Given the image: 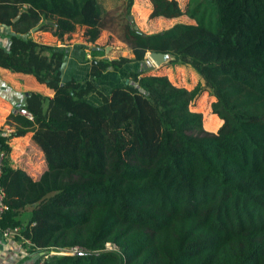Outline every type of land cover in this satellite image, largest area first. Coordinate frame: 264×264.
Instances as JSON below:
<instances>
[{
    "label": "trees",
    "instance_id": "trees-1",
    "mask_svg": "<svg viewBox=\"0 0 264 264\" xmlns=\"http://www.w3.org/2000/svg\"><path fill=\"white\" fill-rule=\"evenodd\" d=\"M150 2L149 17L194 21L148 33L123 23L132 57H98L99 46L89 78L63 80L66 49L31 29L65 40L83 26L95 42L99 0H0V23L12 28L0 66L53 90L28 91L20 106L32 117L17 110L13 129L0 127V232L18 227L26 257L40 254L30 264H264V0ZM151 50L192 67L199 82L188 89L139 68L108 92L96 83ZM204 91L215 115L203 120L191 102ZM216 116V131L205 130ZM27 131L46 161L37 179L11 164L9 140Z\"/></svg>",
    "mask_w": 264,
    "mask_h": 264
},
{
    "label": "crops",
    "instance_id": "crops-1",
    "mask_svg": "<svg viewBox=\"0 0 264 264\" xmlns=\"http://www.w3.org/2000/svg\"><path fill=\"white\" fill-rule=\"evenodd\" d=\"M179 2L185 3L186 0H179ZM147 6V10L150 11V0H148ZM193 21L194 20L192 19L190 22ZM83 29V26H78L71 33L70 37L65 40L57 39L56 36L48 30L38 29L37 27L34 30L31 29V36L34 39L45 43L56 44L59 47H64L66 49L67 54L61 66V76L63 80L70 77L80 80L89 78L90 58L89 53L85 48V43L91 42L86 41L83 36ZM11 32V26L0 23V42L3 45L8 44L9 34ZM104 35H106L104 32L100 33V36L96 41L100 42L99 40ZM104 49L107 50L108 46L104 45ZM126 55L132 57V50L130 51L129 49ZM111 57L117 56L111 55L110 58ZM137 67V61H132L126 63L124 67L118 70L107 69L96 79V83L102 90L108 92L113 85L123 83L128 74L131 71L138 69ZM158 67L159 66H156L155 68ZM30 90H35L48 96L53 93L51 88L47 87L44 83L39 82L32 74L12 71L6 67L0 66V127L6 129L10 127L9 130L13 129L14 122L12 121L10 125L9 122H7V119L10 117L11 113L17 111L18 107L25 102L26 95ZM88 99L94 103L100 102V97L96 93H90ZM9 143L11 146V164L14 167L24 169L34 179L39 178L42 172L46 169V161L41 147L32 138V131H27L22 135L12 136ZM28 210L29 208L27 207L25 209L27 215ZM14 240V238L6 237L0 232V264H15L17 262V260L13 262V258H17L19 255V251L16 249L18 244L15 242L16 240Z\"/></svg>",
    "mask_w": 264,
    "mask_h": 264
},
{
    "label": "rangeland",
    "instance_id": "rangeland-1",
    "mask_svg": "<svg viewBox=\"0 0 264 264\" xmlns=\"http://www.w3.org/2000/svg\"><path fill=\"white\" fill-rule=\"evenodd\" d=\"M102 10H103V27L104 29L101 31L104 32L106 35H104L98 42H91V43H85V48L87 49V52L89 53V58L92 57L91 55V49H95L96 47L101 46L102 52L98 54L97 56H110L111 55H126L128 53V50L130 48V45L126 40H123V23H132L137 25L135 28H138L142 32H155L161 29H164L176 21H188L192 20L187 14H182L173 18H167L163 16H157V17H149V12L147 10L148 8V0H133V4L130 10V15H132V18L128 19L126 17L125 12V4L126 0H99ZM121 14L123 15L121 17ZM104 45L108 46V49H104ZM107 56V57H108ZM127 56V55H126ZM112 58V57H111ZM145 58H149L148 53L146 54ZM170 55L166 58L164 62H162L160 65H156L154 61L151 60V64H148L146 67H143V61L137 62L138 69L144 68L149 70V72L158 71L160 74H165L168 76V78L176 85L185 86L188 89H191L199 82V75L198 73L191 68L188 65H183L179 63H170L169 59ZM156 66H159L158 68H155ZM155 68V69H154ZM214 99L213 96H211L207 91L202 92L196 99H194L191 102V108L196 111H200L203 116V120L208 115H215L213 112H211L210 103ZM217 117V116H216ZM218 118V117H217ZM219 119V118H218ZM219 123L215 126L209 127L205 122L203 123L205 130L207 131H216L218 126L220 125L221 121L218 120ZM27 211H24L22 214V217L26 219ZM15 241V240H14ZM18 245L16 246V249L19 251V255L17 258H13V262L17 260L15 264H30L33 263V259L39 258L40 254H35L33 256L26 257V251L25 248H23L19 241H15ZM106 246L108 248H113L115 245L111 242H107ZM53 250L52 252H54ZM58 251V250H57ZM56 252V251H55ZM25 256V257H24ZM41 258H39L40 261ZM22 260V261H21Z\"/></svg>",
    "mask_w": 264,
    "mask_h": 264
},
{
    "label": "built area",
    "instance_id": "built-area-1",
    "mask_svg": "<svg viewBox=\"0 0 264 264\" xmlns=\"http://www.w3.org/2000/svg\"><path fill=\"white\" fill-rule=\"evenodd\" d=\"M18 111L28 117H32L31 113L22 106L18 107ZM8 130L10 129V127L7 128ZM2 156H3V152L2 150H0V170H1V162H2ZM6 208V204L4 203V190L2 188V186H0V215L3 212V210ZM18 230V227H14V228H7L5 229V231L2 232V234L6 237H12L15 234V232ZM79 250L78 246H73L70 248H66L64 250H58L59 252H69V253H73V252H77ZM53 250L45 253L44 255L47 256L49 253H53ZM56 251V252H58ZM55 252V251H54ZM41 263V262H40Z\"/></svg>",
    "mask_w": 264,
    "mask_h": 264
},
{
    "label": "water",
    "instance_id": "water-1",
    "mask_svg": "<svg viewBox=\"0 0 264 264\" xmlns=\"http://www.w3.org/2000/svg\"><path fill=\"white\" fill-rule=\"evenodd\" d=\"M129 18H132V15H129ZM136 27V25H135ZM36 29V27H33L32 30ZM148 55L150 57V59H152V61H154V63L156 65H160L162 62H164L166 60V58L168 57L169 53L167 52H162V51H154L151 50L148 52ZM149 58H145L143 60V67H146L148 64H151V60ZM24 102V100H23Z\"/></svg>",
    "mask_w": 264,
    "mask_h": 264
}]
</instances>
